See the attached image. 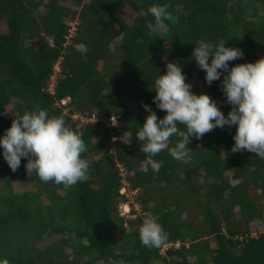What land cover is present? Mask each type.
Segmentation results:
<instances>
[{
	"label": "trees",
	"instance_id": "trees-1",
	"mask_svg": "<svg viewBox=\"0 0 264 264\" xmlns=\"http://www.w3.org/2000/svg\"><path fill=\"white\" fill-rule=\"evenodd\" d=\"M153 5L175 17L164 39L140 15ZM200 39L241 48L230 66L264 56V0H0V136L39 106L83 133L89 163L87 181L57 185L29 176L25 158L13 172L0 149V264H264V159L231 151L235 126L192 138L187 164L162 151L158 173L139 151L143 104L166 114L151 89L168 61L230 110L221 81L209 86L191 57ZM124 178L138 190L129 216L120 213ZM147 213L168 234L159 248L140 241Z\"/></svg>",
	"mask_w": 264,
	"mask_h": 264
},
{
	"label": "clouds",
	"instance_id": "clouds-1",
	"mask_svg": "<svg viewBox=\"0 0 264 264\" xmlns=\"http://www.w3.org/2000/svg\"><path fill=\"white\" fill-rule=\"evenodd\" d=\"M148 14L155 20V23H147L149 34L164 39L168 34L166 22L175 20L169 6L153 5L140 13L141 16ZM226 45L227 41L213 43L200 39L191 57L205 72L204 79L209 86L221 81L225 101L231 106L227 115L207 93L197 94L192 90L179 62L168 61L166 71L155 79L151 89L156 93L153 102L166 114L158 117L151 106L144 103L148 115L135 133L139 151L145 154L153 172L158 173L162 167L163 162L154 159L162 151H168L177 161L189 163L191 139H201L217 127H236L232 152L246 150L264 159V56L254 62L230 66V62L242 58L244 52L239 47ZM75 47L84 56L89 51L84 43ZM173 136L179 139L170 147ZM82 137L83 133L72 130L63 117L50 116L47 110L35 106L31 111L14 115L11 126L0 136V149L13 172L25 158L29 176L35 175L45 183L53 181L57 185L74 186L89 179V163L81 155L87 151ZM167 235L162 225L147 213L139 228L142 245L159 248Z\"/></svg>",
	"mask_w": 264,
	"mask_h": 264
},
{
	"label": "rangeland",
	"instance_id": "rangeland-1",
	"mask_svg": "<svg viewBox=\"0 0 264 264\" xmlns=\"http://www.w3.org/2000/svg\"><path fill=\"white\" fill-rule=\"evenodd\" d=\"M73 26L76 24V21H73L72 22ZM73 30V28H72ZM73 34H74V30H73ZM125 179V178H124ZM125 186L123 187V192H125L128 196V202H124V203H121V205L123 206L122 210L124 211V214L125 216L128 215L131 213V210L132 208L134 209H139L140 206L139 204L137 203L136 199H135V196L138 192V190H131L129 187H128V182L127 180L125 179ZM58 239V236H51V237H48L46 236L42 241H40L39 245L41 247H44L46 244L54 241V240H57Z\"/></svg>",
	"mask_w": 264,
	"mask_h": 264
},
{
	"label": "built area",
	"instance_id": "built-area-1",
	"mask_svg": "<svg viewBox=\"0 0 264 264\" xmlns=\"http://www.w3.org/2000/svg\"><path fill=\"white\" fill-rule=\"evenodd\" d=\"M66 102H67L66 99L62 100V104H65ZM74 117L76 118V117H78V115H75ZM82 119H83V118H82ZM89 120L96 121V120H102V119H101V118L98 119L97 117H92V118H90ZM115 121H116V117H112L110 120H107V121H106V124H107V125H114V124H115ZM121 191L123 192V188H122ZM122 208H123V206L120 205V213H121V215H125V214H124V211L122 210Z\"/></svg>",
	"mask_w": 264,
	"mask_h": 264
}]
</instances>
